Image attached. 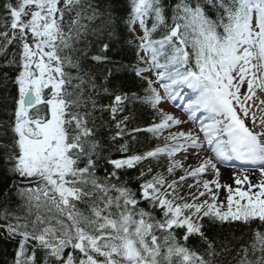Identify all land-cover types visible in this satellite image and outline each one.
I'll return each instance as SVG.
<instances>
[{
    "label": "snow or ice",
    "instance_id": "6c2138e0",
    "mask_svg": "<svg viewBox=\"0 0 264 264\" xmlns=\"http://www.w3.org/2000/svg\"><path fill=\"white\" fill-rule=\"evenodd\" d=\"M66 13H74L67 24ZM82 18L97 23L88 28ZM147 19L153 20L151 28ZM121 20L117 0H63L62 7L61 0H5L0 5V55L5 67L18 72L13 80L18 95L4 129L11 136L0 143L12 178L5 197L18 190L26 206L23 217L7 200L0 211V229L19 238L13 264H212L213 257L231 250L222 246L217 253L203 231L205 218L254 228L251 243L233 259L264 264V0H173L171 5L131 0L129 30L134 32L137 23L143 30L136 57L146 66L130 69L117 63L101 39L115 34ZM158 28L163 34L153 39ZM82 30L96 36L99 50L90 54L85 45L75 60L62 55L83 38ZM9 46L16 50L9 52ZM89 58L110 65L103 83L95 74H81L80 60ZM121 69L145 83L146 96L110 86L109 77L119 79L114 72ZM185 90L192 95L181 108L196 129L172 131L185 121L161 105L175 104ZM103 96L110 103H101ZM137 101L149 104L159 122L129 129L125 113ZM105 114L107 121L101 119ZM143 131L162 137L163 147L127 154L124 138L134 140ZM113 147L126 155H104ZM189 150L198 166L175 159L185 153L186 160ZM161 157L167 158V175L142 179L145 167L152 173V162ZM234 160L251 165L261 179L253 184L247 175L235 178L238 187L226 185V203H217L211 186L221 187L218 164ZM138 165L141 183L133 191L123 177ZM101 166L103 177L97 175ZM178 171L183 174L176 178ZM208 172L215 179H202ZM189 178L195 183L187 184ZM185 185L196 190L189 193L191 202L178 192ZM142 201L150 210L140 206ZM78 205L86 206L87 214ZM177 229L183 230L184 243ZM193 235L206 243L207 257L187 246Z\"/></svg>",
    "mask_w": 264,
    "mask_h": 264
},
{
    "label": "trees",
    "instance_id": "16d2710c",
    "mask_svg": "<svg viewBox=\"0 0 264 264\" xmlns=\"http://www.w3.org/2000/svg\"><path fill=\"white\" fill-rule=\"evenodd\" d=\"M5 0H0V5H3ZM95 2V0H93ZM168 4L171 5L173 0H167ZM117 9L122 16V20L118 27L115 30V34L110 36L101 37L104 42L109 44V54L113 55L116 58L117 63L122 64L125 68L130 69L132 66L141 67L142 65L138 64L136 57V45L137 37L133 31L129 30L128 20L131 16V0H117ZM167 11V9H166ZM74 13H66L65 23H69V17L73 16ZM87 13H84L86 17ZM148 25L151 28L153 20L148 19ZM80 23L85 25L88 28H93L94 23L89 22L86 18H82ZM163 34V29L158 28L154 32L153 39H160ZM81 39L77 40L72 44L70 49H65L62 55H68L73 60L79 55V50L84 48L87 45V51L92 54L99 50V41L97 40L94 34L89 35L84 33L82 30ZM14 46H9L8 51H15ZM11 58V57H9ZM81 74L83 72H88L89 74H95L97 77L98 83H103L102 75L107 71L110 65H98L96 62L89 59H81ZM6 61L5 56L0 55V143H4L8 140V137L11 136L9 131L7 136L4 134V129L7 126L9 117L12 115L14 108V100L18 95V90L16 85L13 83L14 77L18 74L15 66L5 67ZM65 71L69 72L72 76L77 75V70L74 68L66 67ZM5 73L7 77L5 78ZM114 75L119 77V79L113 80L109 77V84L111 87L116 88L119 91L127 92L131 94L135 92L141 98L147 95L145 92V83L135 76V73L131 70L114 72ZM100 102L107 104L110 103V100L107 96L100 98ZM125 114H130L129 129L133 127L139 128H148L154 121L159 122V117L155 115L154 110L150 107L149 104L137 101L136 103H130ZM99 116V113H97ZM101 119L107 121L108 117L105 114ZM107 130V129H105ZM136 139L132 140L129 137H125V141H128L129 144V153L127 154H143L147 151L153 150L157 146L163 147V138L157 139L149 132L143 131L134 134ZM110 140V136L108 137ZM104 155L111 156V158H121L124 153L118 152L115 150V147L112 148L110 152L105 151ZM145 166L148 165V161L143 162ZM167 158L161 157L159 161H153L151 167L153 169L152 173H147V167H145L146 175L142 179H150L151 176L155 175L157 172L167 175ZM110 167V166H106ZM140 165L135 169H129L128 174L123 177V180L126 182L127 186L133 191L138 190V185L141 183V178H139ZM105 166H101L98 170L97 175L103 177L105 174ZM123 171V170H121ZM171 177H168L170 179ZM12 185V178L4 167V162L2 159V154H0V211L3 210L5 206V201L7 200L8 207L15 211L20 216L26 215V206L24 201L18 195V190L13 191L9 194L8 197H5V193L8 192L9 188ZM141 207L148 209L147 202L142 201L140 204ZM78 210L87 214V207L84 205H78ZM150 210V209H148ZM205 224L203 231L205 235L214 242V247L217 253L220 252L222 246H227L231 253H224L222 255H217L212 258V264H235L234 256L236 252L244 245L251 243L253 239L254 228H249L247 225H243L240 222H231V223H209L207 218L205 221H202ZM2 223V221H0ZM261 231H264V226H261ZM178 239L181 243H184L182 240V229L175 230ZM187 246L192 250L200 254H203L207 257L206 243L196 235L190 236L187 241ZM19 247V238L10 239L6 236L3 229H0V264H13L15 259L16 251Z\"/></svg>",
    "mask_w": 264,
    "mask_h": 264
},
{
    "label": "rangeland",
    "instance_id": "374dc122",
    "mask_svg": "<svg viewBox=\"0 0 264 264\" xmlns=\"http://www.w3.org/2000/svg\"><path fill=\"white\" fill-rule=\"evenodd\" d=\"M135 30L138 33H140V30H142V29L140 28V30L139 29H135ZM150 78L151 79H155L154 74L151 73ZM160 92H161L162 95H164L163 89H160ZM161 107L164 110H166L167 112H169L168 111L169 108L166 107L164 104H162ZM172 108H173V111H174L175 114H177V115H183V111H182L181 108H179V109H177L175 107H172ZM254 111H255V109H254ZM256 115H257V121L259 122V118H260L261 113L257 112ZM246 123H248L249 127H252L250 120H247ZM175 128H179L182 131H187V130H190V129H196L195 127H193L192 125H190V123L188 121L185 122L184 124L180 125V126L175 127ZM180 156H181V158H179L178 161H183L185 163V166L186 167H187V165L198 166V164L200 163V161L197 158H195L193 155H191L190 152H188L187 159L186 160H184L185 153H180ZM176 174H178V172ZM226 177L227 176L224 175V170L222 169V171H220V176H219V183H220L221 187L217 190L215 188V185H212L211 186L213 188V191L216 192L217 195H218V201H217V203H220V202L226 203V199L225 198H226V195H227V191H226V187L225 186L226 185H229V184L226 183ZM202 179H205V180L215 179L214 173H212L211 175L206 173L202 177ZM227 179L230 180L229 177ZM258 181L259 180L254 181V184L257 183ZM187 184H194V180L191 179V178H189L188 181H187ZM231 186L233 187V189H235L236 187H238V185H236V183H232ZM239 187H241L242 190H244V189L247 188V186L244 187L243 185H239ZM190 191L191 192H195L196 190L195 189H191L190 190L187 187V185H185V186H183V187H181V188L178 189L179 194L181 196H184L185 198L189 199V201L191 202V197L189 195ZM200 191H203V189L201 188ZM200 199L203 200V199H205V197H201ZM209 199H210V197H209Z\"/></svg>",
    "mask_w": 264,
    "mask_h": 264
},
{
    "label": "bare ground",
    "instance_id": "6f19581e",
    "mask_svg": "<svg viewBox=\"0 0 264 264\" xmlns=\"http://www.w3.org/2000/svg\"><path fill=\"white\" fill-rule=\"evenodd\" d=\"M224 175L227 176L226 177V183L229 185H232V183H235V178L240 177L242 178L244 175H247L249 180L254 184V181L260 180V174L258 171H252V170H248L244 173H236L234 171L231 170H225L224 171ZM230 178V180H228L227 178ZM244 187L247 186V184H242Z\"/></svg>",
    "mask_w": 264,
    "mask_h": 264
}]
</instances>
